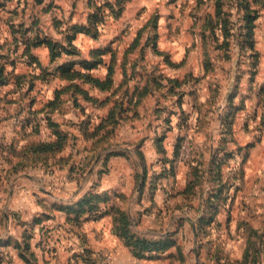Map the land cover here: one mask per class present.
I'll return each mask as SVG.
<instances>
[{
  "label": "rangeland",
  "instance_id": "1",
  "mask_svg": "<svg viewBox=\"0 0 264 264\" xmlns=\"http://www.w3.org/2000/svg\"><path fill=\"white\" fill-rule=\"evenodd\" d=\"M106 105L94 135L103 149L127 144L137 185L153 198L170 188L183 207L149 233L126 224L148 240L144 256L90 252L71 264H264V0H0V181L15 168L52 173L56 161L80 179L99 145L91 158L62 153L89 151L86 129ZM56 131L67 144L36 152ZM152 146L158 161L142 150ZM93 194L103 209L117 203L116 192ZM55 228L38 231L50 259L72 242Z\"/></svg>",
  "mask_w": 264,
  "mask_h": 264
},
{
  "label": "crops",
  "instance_id": "2",
  "mask_svg": "<svg viewBox=\"0 0 264 264\" xmlns=\"http://www.w3.org/2000/svg\"><path fill=\"white\" fill-rule=\"evenodd\" d=\"M110 108V105L100 108L101 115L96 116L98 119L90 124L91 132L102 122L106 123ZM55 121L62 123L60 118ZM89 138L82 139L89 151L83 153L76 150L73 154L72 149L69 151L71 145H68L62 153L65 158L77 159L81 156L91 158L94 154L93 149L99 145L96 158L98 161L90 164L87 173L80 179L75 178L72 166L56 167L58 166L56 161L52 173H47L41 168L27 170L23 168L11 170L13 176L7 181H0V264H45V259L51 260V264H71L77 255L90 254V252L101 255L107 251L112 252L117 260L124 257L132 262L130 248L113 231L114 218L111 213L100 217L86 213L79 218V224L76 223L74 210L91 193L116 192L115 205H120L128 211L135 232L142 229L149 233L151 230L145 226L152 221L171 223L169 220L166 221L167 215L171 212L175 214L183 207L178 205L181 202L180 194L176 197L169 196L172 195L170 188H167V197L165 190L161 187L154 191L153 198L150 183L144 187H141L139 183L137 185L136 173L132 166L134 151L127 144L119 143L118 139V143H115L112 139L111 147L104 150L97 136L92 135ZM142 150L145 151L147 160L148 157L153 159L156 157V160H159L157 159L159 155L153 146L150 153H146L145 148ZM104 162L107 169L101 173L99 169ZM45 225L52 228L56 226L58 233H55V236L57 237L61 235L67 240L70 235L72 238L71 243L67 241L65 246H58L55 258L51 259L38 247V231ZM32 229L35 232L26 239V232ZM26 241L30 247L28 261L20 256L23 252L20 248L26 245ZM29 253L33 256L31 257ZM166 263L167 261L159 259L145 264Z\"/></svg>",
  "mask_w": 264,
  "mask_h": 264
},
{
  "label": "trees",
  "instance_id": "3",
  "mask_svg": "<svg viewBox=\"0 0 264 264\" xmlns=\"http://www.w3.org/2000/svg\"><path fill=\"white\" fill-rule=\"evenodd\" d=\"M79 31H82V29H80ZM46 40H45V42H47V43L49 41H51L50 39H46ZM100 63H101V61L96 62L94 64H90V62L88 61V63H86V68L87 69H93L94 66H97ZM85 77L88 79L89 82H93V83L98 80L97 78H95L94 76H92L90 74H87ZM107 82H105L104 84H106ZM85 94L87 95L88 93L85 92ZM55 103H53V104H55ZM102 124H105V123L102 122L101 124H99L98 126H96L95 129H94V132L91 133V134H89L90 133L89 132V129H86V132L88 133L86 137L89 138V136L96 135L95 134V131H98L100 129V127H102ZM51 125L58 128L57 123H53L52 122ZM56 134H57V139L54 140V141H51V142H39V143H37V145L34 147L35 151L36 152L37 151L38 152H54V151H57V150H61L67 144V136L65 134L61 133L60 131H56ZM14 170L16 171L17 169L15 168ZM14 170H12V171H14ZM100 195H96V194H93V193L89 194L81 202V204L79 205V207L74 210L76 223L79 224V218L83 214H86V213L93 214V213H97V212L100 211L99 215H97L96 217L103 216V214H109V213H111L112 216H113V218H114V226H113L114 233L123 239V241H124V243H125L126 246H128L130 249L133 248V253L137 254V248H140L139 246L141 244L147 243L148 240H146L145 238H137L134 235H131V236L128 235L127 226H129L131 224V219H130L129 214L127 212H121V215H123L121 217V219L118 217L120 211H118V215H117V209L119 208V206H117V205H115V206L111 205L109 208L103 209V206L105 204L101 205L100 207L97 204L94 205L93 204L94 199L96 197H100ZM86 204H91V206L90 207H85ZM122 223H124L125 226H124V229L121 231L120 230V226L122 225ZM126 224H127V226H126ZM26 239H28V237H26ZM26 242H27V243H25L26 245L23 248H20V249H23L22 250L23 252L20 253V256L23 259H25V260L28 261V260H30L27 257L28 252L30 250V247L28 245V241H26ZM29 255H31V257L33 256L32 253H29ZM138 255L140 257L144 256L142 253L141 254H137V256Z\"/></svg>",
  "mask_w": 264,
  "mask_h": 264
}]
</instances>
